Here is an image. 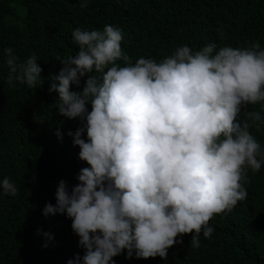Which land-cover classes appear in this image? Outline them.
<instances>
[{"label": "clouds", "instance_id": "1", "mask_svg": "<svg viewBox=\"0 0 264 264\" xmlns=\"http://www.w3.org/2000/svg\"><path fill=\"white\" fill-rule=\"evenodd\" d=\"M71 36L79 50L49 75V92L58 94L61 115L80 122L68 135L88 167L73 186L61 179L55 204L42 209L45 217L71 219L83 255L66 264H115L122 251L126 258L165 259L187 233L198 247L199 236L214 231L210 218L246 198L247 170L264 164V149L248 130L249 121L258 127L264 118L252 111L240 119L247 104L264 102V48L182 45L159 62L140 57L133 64L118 27L75 28ZM4 53L14 74L8 83H43L35 55L17 64L10 47ZM86 74L83 88L70 91ZM0 191L15 195L17 188L4 177Z\"/></svg>", "mask_w": 264, "mask_h": 264}, {"label": "trees", "instance_id": "2", "mask_svg": "<svg viewBox=\"0 0 264 264\" xmlns=\"http://www.w3.org/2000/svg\"><path fill=\"white\" fill-rule=\"evenodd\" d=\"M81 2L0 0V180L8 177L17 188L15 195L0 191V264H66L75 254L83 255L70 218L42 215L45 203L55 204L58 182L73 186L79 170L88 167L68 135L80 122L61 115L58 94L49 92V75L79 50L72 30L102 31L105 24L120 28L122 51L133 64L140 57L159 62L182 45L197 51L208 43L218 50L256 42L264 48V0H88L84 8ZM9 47L17 64L36 56L40 86L8 83L14 75L4 53ZM88 75L78 86L70 84V91L81 90ZM261 103L247 104L240 119L252 111L264 118ZM249 123L264 149V120L258 127ZM241 183L246 198L210 218L214 231L209 238L201 234L198 247L190 246L191 233L182 234L165 259L126 258L122 251L112 258L115 264H264V164L255 173L248 169ZM44 232L53 239L46 240Z\"/></svg>", "mask_w": 264, "mask_h": 264}]
</instances>
